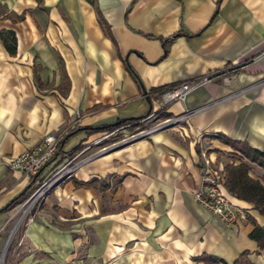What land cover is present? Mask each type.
Segmentation results:
<instances>
[{
  "label": "crops",
  "instance_id": "1",
  "mask_svg": "<svg viewBox=\"0 0 264 264\" xmlns=\"http://www.w3.org/2000/svg\"><path fill=\"white\" fill-rule=\"evenodd\" d=\"M217 1L137 0L125 25L133 0H0V34L12 31L16 39L14 56L0 40V209L29 183L7 167L8 159L45 135L61 134L76 122L79 130L60 150L59 164L82 145L90 150L104 133L88 135L83 128L143 116L149 112L146 96L157 112L160 95L150 98L152 91L243 66L227 74L228 81L193 88L183 102L168 105L166 115H188L179 127L79 164L74 177L32 212V221L18 222L16 264H202L192 259L203 254L233 264L243 252L251 264H264L249 238L255 225L264 228V216L231 196L246 219L226 226L195 198L202 185L199 136L221 133L264 153V0H222L209 23ZM180 26L193 36L174 39L163 57L160 40L148 37H171ZM125 58L146 94L126 71ZM34 67L40 68L41 89ZM63 74L69 81L65 97L58 92ZM210 144L232 163L229 146ZM210 154L225 172L216 153ZM249 166V176L262 181V169ZM94 178L93 187L74 184ZM12 212L0 215V236Z\"/></svg>",
  "mask_w": 264,
  "mask_h": 264
},
{
  "label": "built area",
  "instance_id": "2",
  "mask_svg": "<svg viewBox=\"0 0 264 264\" xmlns=\"http://www.w3.org/2000/svg\"><path fill=\"white\" fill-rule=\"evenodd\" d=\"M242 70V65L232 66L228 68L226 72H210L197 80H194V82H185L167 87L160 94L159 100H157L159 105V110L157 112L164 111L171 103L183 102L186 95L193 88L206 85L218 79L226 82L228 81L227 74H234ZM157 112H154L148 118L142 120L141 123L150 118H154L157 115ZM187 120V114L165 118L162 122L150 130L131 136L124 135V138L118 143L124 145L128 142L147 137L156 131L175 129L179 127L182 122H186ZM134 125L135 123L128 124L119 127L114 131L104 132L100 139L104 140L121 131L125 132V130H128L130 126ZM76 127V122H72L61 134H47L36 146L25 149L19 155L8 159L7 167L10 170L20 172L29 182L32 181V184L30 185L31 193L23 203L24 211L21 215V220L27 219L28 221H32V212L38 209L48 195L51 194L57 187L74 177L79 164L92 157L90 156L82 161H77V158L80 155L78 154L81 151L80 150L72 157L65 155L59 164L55 163L56 157L60 154V150H58L59 143L68 131L73 130ZM201 139L202 137L199 136L198 155L202 185L200 190L195 193L196 201L200 206L209 211L212 215L216 216L226 226H234L239 221L246 219V212L243 208L237 206L231 195L229 193L227 194L225 191V172L216 165L211 154L208 153L212 147L209 146L203 148ZM112 147H114V144L110 146V149ZM103 151L104 150H101L99 153H102Z\"/></svg>",
  "mask_w": 264,
  "mask_h": 264
},
{
  "label": "trees",
  "instance_id": "3",
  "mask_svg": "<svg viewBox=\"0 0 264 264\" xmlns=\"http://www.w3.org/2000/svg\"><path fill=\"white\" fill-rule=\"evenodd\" d=\"M137 0H133V2L127 7L124 14V23L125 25L128 24V14L131 11L132 7L136 3ZM222 0L217 1V7L215 10V13L213 17L211 18V23L219 9L220 4ZM97 14H98V20L99 24L104 32V34L111 40L113 45L117 49V44L114 38L111 34V29L108 23L105 21L99 10L96 8ZM23 16H17L15 15V20L20 21L22 20ZM193 34H188L185 31H183L182 27L180 26V29L178 32H176L174 35L168 38H155V37H148L149 39H158L160 40L162 47H163V57H166L169 52V47L171 42L178 38V37H191ZM0 40L6 49V51L11 55L14 56L16 53V39L15 35L12 31L8 32H2L0 34ZM60 59V58H59ZM124 67L126 71L129 73L131 78L134 80V82L137 84L139 90L141 93L146 94L144 86L136 74V72L131 68L129 65L127 58L122 60ZM61 69H63L62 62L60 60ZM40 70L39 67H34V83L36 84V87L38 89H41L43 86L37 76L38 71ZM67 81L69 83L68 78L63 74L62 76V85L58 87V92L62 97H65V95L68 93V86L65 87L64 83ZM178 84H174L172 86H175ZM166 88H162L159 90L152 91L153 93H150L149 96L152 98L155 95H160ZM153 114V111H149L143 116L139 118H132V119H118L116 123L111 125H105L101 127L96 128H83L84 131L88 135H93L98 132H111L115 129L135 123L134 126H130L128 130H135L137 127L141 125V121L148 118L150 115ZM159 118H170V116L166 115L163 111H159L156 113ZM79 129L76 127L73 130H70L66 133V135L63 137L61 142L58 145V150H61L64 146L65 142L69 138L70 135H72L74 132L78 131ZM211 140H217L222 144H225L229 146L233 153H232V163L225 165V173H226V180H225V189L227 192L236 198L237 200L247 202L251 204L256 211L262 216H264V175L262 177V181L254 180L249 176L250 172V166L249 164L257 165L262 171L264 172V153L260 152L258 150L252 149L249 147L245 142H239V141H233L228 139L225 135L221 133L214 134L213 136H210ZM81 148H76L74 152H71L69 154H66V156H74ZM199 154V149L197 150ZM65 157V156H64ZM63 157V158H64ZM237 162V164H235ZM98 182L97 179H91L88 182H77L74 181L75 186L77 187H93L96 186V183ZM122 178L119 179V183L121 184ZM32 181L28 183V186L15 198H13L11 201H9L3 208L0 209V215L11 211L16 206L22 204L30 195L31 193V187ZM249 238L256 242L258 248L260 251L264 254V228H261L257 225L254 226L253 230L249 234ZM248 252H243L240 254V256L234 261L233 264H251L248 260ZM193 262L196 263H202V264H225L220 259L209 256L206 254L201 255L198 258H193Z\"/></svg>",
  "mask_w": 264,
  "mask_h": 264
},
{
  "label": "rangeland",
  "instance_id": "4",
  "mask_svg": "<svg viewBox=\"0 0 264 264\" xmlns=\"http://www.w3.org/2000/svg\"><path fill=\"white\" fill-rule=\"evenodd\" d=\"M163 120V119H162ZM161 119L157 117V115L154 118H150L146 120L145 122L141 123L139 127H137L135 130H125V132L121 131L117 133L116 135L109 136L108 138L101 140L98 142L97 145L94 147L90 148V150L84 151V147L82 145V150L78 153L80 154L77 158V161H82L85 158L90 157L93 154H98L101 152V150H104L102 153H107L110 150L119 148L120 146H123L122 144L118 143L120 140L124 138V135L131 136V135H136L139 134L140 132L150 130L154 128L156 125H158L160 122H162ZM101 138V137H100ZM210 138L207 136L203 137L201 139L203 148L211 146L210 144ZM114 144V147L110 149V146ZM105 148V149H104ZM208 153H216V156L218 158V161L222 165H226L230 161V157L225 156L224 154L215 151V149H211L208 151ZM24 203V202H23ZM23 203L20 204V206L13 208V212L10 215V218L8 219L7 223L4 225L2 229V234H1V239H0V264H16V256H14V234H15V229H17L16 223L22 222L21 220V215L24 211V206ZM22 205V206H21ZM18 208V209H17ZM17 209V210H16ZM8 238H10L8 240Z\"/></svg>",
  "mask_w": 264,
  "mask_h": 264
},
{
  "label": "water",
  "instance_id": "5",
  "mask_svg": "<svg viewBox=\"0 0 264 264\" xmlns=\"http://www.w3.org/2000/svg\"><path fill=\"white\" fill-rule=\"evenodd\" d=\"M146 100H147V102L149 103V111H151V109H152V105H151V100L149 99V97L148 96H146ZM17 224H18V221H17V223H16V226H17ZM15 226V227H16ZM10 238H8V240H9Z\"/></svg>",
  "mask_w": 264,
  "mask_h": 264
}]
</instances>
